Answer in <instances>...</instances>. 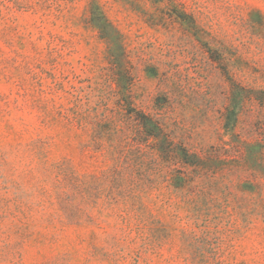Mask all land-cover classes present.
I'll return each mask as SVG.
<instances>
[{
    "label": "rangeland",
    "instance_id": "rangeland-1",
    "mask_svg": "<svg viewBox=\"0 0 264 264\" xmlns=\"http://www.w3.org/2000/svg\"><path fill=\"white\" fill-rule=\"evenodd\" d=\"M0 264H264V0H0Z\"/></svg>",
    "mask_w": 264,
    "mask_h": 264
},
{
    "label": "trees",
    "instance_id": "trees-1",
    "mask_svg": "<svg viewBox=\"0 0 264 264\" xmlns=\"http://www.w3.org/2000/svg\"><path fill=\"white\" fill-rule=\"evenodd\" d=\"M144 118H146L145 116H143ZM142 125L147 129L148 128V130H146V134H147V136L148 137H150V138H155L156 136L154 135V133H153V128L155 127V124H153V122L150 120V119H148V121L147 122H144V123H142Z\"/></svg>",
    "mask_w": 264,
    "mask_h": 264
}]
</instances>
